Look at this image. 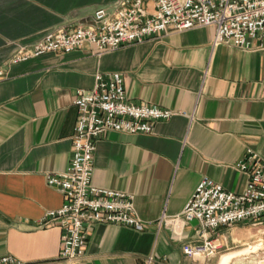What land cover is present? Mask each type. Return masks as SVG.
<instances>
[{
    "label": "crops",
    "instance_id": "1",
    "mask_svg": "<svg viewBox=\"0 0 264 264\" xmlns=\"http://www.w3.org/2000/svg\"><path fill=\"white\" fill-rule=\"evenodd\" d=\"M118 0H0V256L25 264H142L154 253L170 264H264L246 246L262 226L240 221L218 229L220 252L185 255L199 223L182 210L197 183L209 177L241 192L237 167L246 148L264 156V50L213 45L215 28L196 26L125 43L100 54L89 44L9 59L17 43H32L69 24H89L94 11ZM119 71L127 98L171 109L151 133L106 130L93 157L94 185L130 192L141 229L111 223L89 228L83 255L59 257L61 230L38 225L59 207L61 193L45 180L69 163L78 89L97 73Z\"/></svg>",
    "mask_w": 264,
    "mask_h": 264
},
{
    "label": "built area",
    "instance_id": "2",
    "mask_svg": "<svg viewBox=\"0 0 264 264\" xmlns=\"http://www.w3.org/2000/svg\"><path fill=\"white\" fill-rule=\"evenodd\" d=\"M208 25L215 28L213 45L224 43L244 50H264V0H118L111 12L97 8L89 24L61 26L30 44L17 43L9 60L15 63L46 52H68L84 44L100 54L167 31ZM73 104L76 123L68 166L64 171L45 174L46 183L61 193L63 202L46 210L37 220L38 225L60 228L59 257L67 260L83 255L92 224L143 227L132 193L100 187L91 181L99 138L109 129L151 133L156 121L168 119L174 113L165 107L130 101L119 71L97 73L92 88L76 91ZM237 167L247 178L241 192L227 190L203 177L186 201L182 218L199 223V241L181 245L188 257L216 256L221 247L218 229L240 221L262 226V236L246 247L264 255V156L246 148ZM0 264L25 263L7 254L0 256ZM142 264L170 263L150 253Z\"/></svg>",
    "mask_w": 264,
    "mask_h": 264
}]
</instances>
